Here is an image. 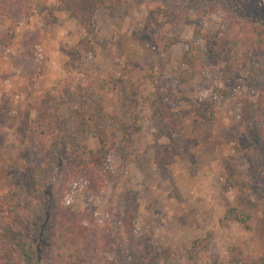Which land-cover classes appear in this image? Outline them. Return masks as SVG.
Returning <instances> with one entry per match:
<instances>
[{"label":"rangeland","instance_id":"rangeland-1","mask_svg":"<svg viewBox=\"0 0 264 264\" xmlns=\"http://www.w3.org/2000/svg\"><path fill=\"white\" fill-rule=\"evenodd\" d=\"M121 1L97 12L69 84L65 52L84 28L61 0H0L13 15L0 17V215L25 231L0 234L17 251L0 264H26L28 237L39 264H54L57 220L70 214L113 240L88 264H264V48L242 46L264 44V0ZM163 9L176 25L162 15L156 26ZM191 45L202 56L193 71ZM50 93L55 159L38 197L19 202L10 182L34 140L18 126L38 128ZM82 158L99 161L100 190L67 178Z\"/></svg>","mask_w":264,"mask_h":264},{"label":"trees","instance_id":"trees-1","mask_svg":"<svg viewBox=\"0 0 264 264\" xmlns=\"http://www.w3.org/2000/svg\"><path fill=\"white\" fill-rule=\"evenodd\" d=\"M121 1V0H120ZM122 2V1H121ZM119 0H61L59 3V8L64 9L65 11L69 12L74 19L84 28L86 32V37L81 40V42L75 46L74 48L70 50H66L65 54L69 57L71 63L69 66L66 67V71L69 74V78L67 79V82L71 84L75 79L76 76L73 73V68L77 67L79 68V64L82 60V58L86 57L87 53L89 52L91 46H92V36L95 34V28L93 27V21L94 18L101 9H107L108 11H114L119 6ZM3 8L6 6L3 5ZM2 11L6 10H0V17L4 16L5 18L12 19L13 15H8L7 12L1 13ZM21 12V11H20ZM19 14H22L20 13ZM155 15L153 16V20L156 24V26L160 23L161 25V16H166L168 18V24L176 25L177 22L174 20V15L169 12L168 10L163 9V11H155ZM153 13V14H154ZM26 16V13L24 14ZM23 15V16H24ZM16 16V15H14ZM152 16V15H151ZM162 16V17H163ZM25 19V18H24ZM17 23L23 22L22 19H15ZM264 34V33H263ZM260 35V42L264 43V35ZM242 46L247 47V50H253V47L259 48V51H263L264 44H260L257 40L250 39L247 44H244ZM195 46L191 45L189 47V51L185 55V62L192 68V71L194 70L195 66H198L200 63H202V56L199 51H197ZM71 65V67H70ZM194 65V67H193ZM191 71V72H192ZM190 71L183 72L182 75L184 78L189 76ZM47 99L45 100L44 105L47 107V113H45L43 110L41 112H38L39 114V121L37 123L38 128L36 127L35 130L29 131L26 127L22 128L21 123L18 127H20L22 130L20 131L21 134L23 132L28 135L31 134L34 142L33 147L29 149V153L27 155H24V160L26 163V168L23 171H16L13 175V179L10 182L11 187L16 192L15 198L17 200H20L23 198L24 200L33 198L36 196L38 197L37 193L39 191L37 188H39V182L40 179L43 177H46L51 169V164H53L55 155L52 156L50 153V149L53 146V139L56 138L53 132V128L51 125V122L47 120L50 116V111L53 109V101H55V98L58 97V95H55V93H50L46 95ZM50 100H53L49 102ZM49 102V103H47ZM47 103V104H46ZM1 112V109H0ZM51 112H54L52 110ZM54 115H52V120ZM37 145H41V154H39L38 149L36 148ZM59 146H57L58 149ZM94 157V156H93ZM68 158H66L67 160ZM76 163H80V165L75 166L68 170L66 174H68V177L70 180H72L73 174L79 173L82 178H87V180L98 190L101 189L103 181L106 179L105 175H101L99 169L95 168L96 161L99 164L98 160H94L92 158H85L81 159L80 162H77V160L74 159ZM68 162H70V159H68ZM95 164L92 166V164ZM107 173V172H106ZM14 198V196H13ZM7 205L9 206L10 214L17 215V206H13V203L8 200ZM64 215L59 220H57V229H56V237L55 242L52 243V254H53V262L54 264H88V258L91 254H93V251L97 252H111V246H113V240L109 238L108 232L103 229V227H94L92 225L91 227H88L86 225H83L80 221L75 219L74 215H69L68 218ZM17 221L21 224H24L27 222V218L25 217L18 218ZM0 234L3 235L5 238L9 236L11 237H19L24 238L25 237V231L19 230L15 231L14 226L12 223L7 222L5 217L3 215H0ZM125 227L128 230V234L131 238L134 237V227L132 225V221H128L126 219L124 221ZM27 238V237H26ZM6 241V239H4ZM10 244L9 247H7L3 242L0 246V257L3 255H8V257L11 260H14V255L17 252L15 247H11ZM7 250V252H6ZM23 258L26 264H39L40 260L38 255V250L35 247V244L32 239L28 237V242L26 243V250L23 251ZM99 256V255H98ZM100 264H115L111 260L105 259Z\"/></svg>","mask_w":264,"mask_h":264}]
</instances>
